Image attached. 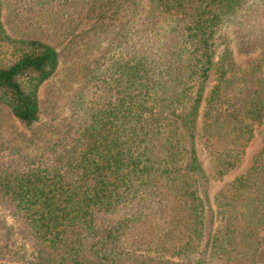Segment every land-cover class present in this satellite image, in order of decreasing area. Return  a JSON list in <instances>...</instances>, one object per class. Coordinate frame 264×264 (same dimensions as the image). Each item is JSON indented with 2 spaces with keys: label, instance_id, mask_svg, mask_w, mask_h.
Here are the masks:
<instances>
[{
  "label": "trees",
  "instance_id": "trees-1",
  "mask_svg": "<svg viewBox=\"0 0 264 264\" xmlns=\"http://www.w3.org/2000/svg\"><path fill=\"white\" fill-rule=\"evenodd\" d=\"M10 11L61 44L9 33ZM80 50L68 112L38 130L40 88ZM2 109L30 133L0 139V264H264V143L241 172L264 0H0Z\"/></svg>",
  "mask_w": 264,
  "mask_h": 264
},
{
  "label": "rangeland",
  "instance_id": "rangeland-1",
  "mask_svg": "<svg viewBox=\"0 0 264 264\" xmlns=\"http://www.w3.org/2000/svg\"><path fill=\"white\" fill-rule=\"evenodd\" d=\"M3 15L5 16L6 26L9 29V33L10 31H14L16 32V35L18 37H29L33 35L32 33L34 31H36V35L40 33L42 38L44 37V40H50V43L55 45L61 44V41L58 40L55 35L57 34L56 28H54L52 24L49 25V19L48 21L44 20L41 22L38 21L36 23L29 24L28 21H25L20 16H14V13L12 11L8 13V18L6 13ZM222 34H225L228 39H232V34L230 31L226 30L222 32ZM218 42H221V39H219ZM57 47L59 48L60 46ZM230 47L234 52L235 62L240 66H245L248 62L256 59L258 56L257 54L245 56L239 53L235 47L234 42H231ZM222 49V45H219L218 52L221 53ZM96 54L97 52L92 56L94 57ZM89 58L92 57L88 56V52L82 53L81 50L79 53L77 52L76 54L69 57L66 55V53H63L58 73L54 77H52L46 84H44L39 90V98L42 101L43 110L40 120V127L38 128V130H41V128L44 129L48 127V125L50 126L51 124H53V119L55 115H57V113H60V116H64L68 112V103L65 101L68 95L71 94L70 89L73 87H78L77 84L81 83V79L75 77V75H72V70L70 69L75 68V70H79L86 64V60ZM38 130L35 132H38ZM258 130L260 131V134L257 137V142L252 145L247 153V161L245 166L241 170L242 173L247 171V169L251 165L252 157L261 149L264 143V123ZM21 133L29 134L30 130L26 129L22 125V123L14 118L6 109H2L0 111V139L4 137L19 136ZM0 156V158L8 160L10 159V151L1 152ZM224 184L225 182H216L211 187V198ZM0 221H2L7 226L12 225L13 223L12 220L1 213Z\"/></svg>",
  "mask_w": 264,
  "mask_h": 264
}]
</instances>
